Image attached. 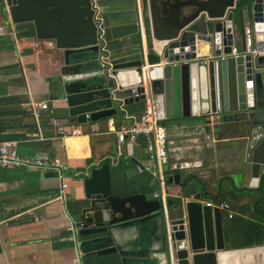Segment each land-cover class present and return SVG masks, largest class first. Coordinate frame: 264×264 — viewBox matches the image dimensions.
I'll list each match as a JSON object with an SVG mask.
<instances>
[{
	"label": "water",
	"instance_id": "1",
	"mask_svg": "<svg viewBox=\"0 0 264 264\" xmlns=\"http://www.w3.org/2000/svg\"><path fill=\"white\" fill-rule=\"evenodd\" d=\"M48 1L38 0L33 8L31 0L5 3L12 23L32 20L36 37L53 38L62 50L59 73L48 82L53 107L66 109V118L80 124L111 116L119 105L145 99L146 91L159 120L208 115L207 128L222 132L216 150L230 165L215 179L218 189L245 176L249 186L254 181L264 188V0H143L140 15L136 0H66V7ZM72 11L78 20L75 41H63L72 37L67 28L60 27V35L44 34L38 15L54 14L53 23L59 16L62 25ZM245 25L255 52L246 51ZM152 39L162 42L159 65L145 62ZM205 45L209 53L202 57L196 49ZM233 46L237 54H231ZM194 177L164 211L144 193L114 194L109 163L90 168L82 180L84 196L75 203L81 244H94L105 254L114 251L108 248L114 242L124 264L120 235L156 218L160 245L153 264H222L224 252H264V244L225 249L223 210L203 201L200 191L192 194L201 179ZM165 179L178 182L179 175Z\"/></svg>",
	"mask_w": 264,
	"mask_h": 264
},
{
	"label": "crops",
	"instance_id": "2",
	"mask_svg": "<svg viewBox=\"0 0 264 264\" xmlns=\"http://www.w3.org/2000/svg\"><path fill=\"white\" fill-rule=\"evenodd\" d=\"M52 1L58 7L68 4L66 0L48 2L51 4ZM37 2L31 0L30 6L35 7ZM73 13L68 23L62 25L59 16L52 22L54 14L44 12L37 19L44 34L60 35V27L63 30L67 28L72 37L63 38V41H75L78 20ZM161 43L152 39L150 51L156 58L146 61L144 51L146 63H164L163 59L157 61ZM143 50H146L145 44ZM61 51L56 48L53 38L36 37L32 20L12 23L5 0H0V140H15L21 156L58 159L64 165L59 172L38 166H0V264H82V254H102L103 248L100 250L87 242L81 244L82 237L74 228L80 222L75 213V203L84 196L82 180L90 168L104 162L110 165L114 194H133L125 193L126 179L138 180L148 174L145 190L135 193H144L146 199H155L152 193L163 191L166 203L177 199L176 194L186 181L200 176L192 194L200 191L203 201L224 200L229 205L228 210L222 209L225 249L242 248L240 245L244 241L252 243L248 247L264 244L256 242L264 238V188L255 185L254 181L249 186L245 176L239 184L229 180L226 190L218 189L215 179L219 173L227 172L230 164L216 150L215 139L222 132L212 129V126L207 128L208 115L191 114L160 120L166 130L163 189L158 181L150 184L152 177L149 173L135 170L140 162L155 163L154 159L148 158L143 137H138L136 144L139 148L134 150L132 146L119 145L115 134L122 124L130 122V116L142 111L144 99L121 104L115 114L94 121L79 124L68 118V122L61 126L49 123V117H66V109L53 107L47 96L48 82L60 70ZM196 53L206 56L208 46L198 47ZM32 101L48 103V108L38 119L31 112ZM34 132L40 135H33ZM164 166H167L166 170ZM170 174H178L179 181L166 180ZM62 181L66 187L60 197ZM135 186L142 185L136 183ZM156 199L161 206V200ZM228 211H231V217ZM234 219L245 221L246 229L251 231L250 237L240 236L239 223L236 229L233 226L227 229ZM157 220L149 218L136 223L120 235L118 245L123 251L124 264H153L154 250L160 245L156 236ZM112 247L117 250L114 242L108 246ZM221 261L222 264H264V252L257 248L224 252Z\"/></svg>",
	"mask_w": 264,
	"mask_h": 264
},
{
	"label": "built area",
	"instance_id": "3",
	"mask_svg": "<svg viewBox=\"0 0 264 264\" xmlns=\"http://www.w3.org/2000/svg\"><path fill=\"white\" fill-rule=\"evenodd\" d=\"M136 7L138 14L140 15L144 3L143 0H136ZM244 44L246 51L255 52L252 48V31L249 25L244 26ZM239 51L233 46L231 48V54H237ZM221 56H224L222 54ZM209 56H207V59ZM133 95H138L134 92ZM145 104L142 111L136 116H130V122L122 124L118 129L115 130L117 142L119 145H129L130 147L137 142L138 137H143L144 147L148 152V158L150 160L154 159V164H148L140 162L136 165L135 170L138 173L147 172L152 177L150 184L153 181H158L163 189V161L166 157V130L160 120L157 118L154 103L152 97L145 91ZM31 112L35 118H39L41 113L48 108L47 102H31ZM49 123L55 125H63L68 122V118L57 119L54 117H49ZM33 135L39 136V132H34ZM9 165H25V166H38L43 167L47 170H55L59 172L61 168L64 167L63 163L58 159L44 160L40 158L24 157L17 152L16 141L12 139L0 140V166ZM66 183L64 181L60 184V197L63 196L64 188ZM154 198H159L161 200V207L165 211L167 207L166 195L164 192L152 193ZM206 203L211 205H216L221 209L228 210L229 205L226 201H206ZM228 216L231 217V211H228ZM81 223H78L74 230L80 227Z\"/></svg>",
	"mask_w": 264,
	"mask_h": 264
},
{
	"label": "trees",
	"instance_id": "4",
	"mask_svg": "<svg viewBox=\"0 0 264 264\" xmlns=\"http://www.w3.org/2000/svg\"><path fill=\"white\" fill-rule=\"evenodd\" d=\"M149 58L155 59L156 55L152 51H150L149 52ZM41 124L46 125L45 122H41ZM117 126H118V124H117ZM148 180H149L148 174H144V176H142L141 179H138V180L126 179L127 182L125 183L126 184L125 193H127V194L128 193H135V192H138L139 190H145V184ZM136 183H139L142 186L137 187V186H135ZM237 223H239L241 226V229L239 230L240 234H241L240 236L250 237L251 231L249 229H246L245 221L242 219L232 220L230 225L227 226V229L232 228V226L236 229ZM246 240H248V238ZM256 242H257V244H261L262 242H264V238L262 240L259 239ZM250 244H252V243L248 242V241H246V242L244 241L243 243H241L240 246L241 247H248V246H250ZM81 262H82V264H121L120 256L115 251L105 253V254H96L94 252L84 253L81 255Z\"/></svg>",
	"mask_w": 264,
	"mask_h": 264
}]
</instances>
